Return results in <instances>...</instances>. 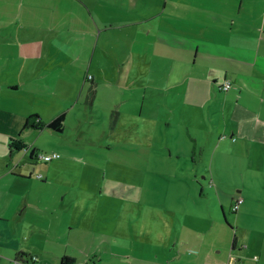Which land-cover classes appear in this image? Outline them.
<instances>
[{"label":"crops","instance_id":"1","mask_svg":"<svg viewBox=\"0 0 264 264\" xmlns=\"http://www.w3.org/2000/svg\"><path fill=\"white\" fill-rule=\"evenodd\" d=\"M120 1L128 4L125 13L118 10ZM120 1L91 0L88 5L84 0H76L80 9L70 20L61 19L65 15L56 12L55 5L50 7L52 14L45 28L52 33L59 32L54 37H59L61 32L92 36V42L85 48L90 49V53L80 62L61 57L53 44L34 39L33 29L38 26L36 13L27 14L28 22L24 25L15 21L13 25L0 27V264H52L47 256L36 253V250L40 252L39 244L53 239L65 247L68 242L79 240L81 231L91 236L85 259L73 258L64 248L63 252H58L59 262L54 264H59L64 256L74 259L75 264H101L102 257L98 253L91 255L92 247L113 241L107 230L108 221L101 228L93 220L84 219L85 212L78 196L87 192L92 195L95 191L61 182L58 177L61 160L37 159L36 154L41 153V149L32 146L30 153L23 152L28 148L25 132L42 133L43 129H25L27 118L39 113L31 111L28 101L20 94L41 97V104L47 107L54 98L58 99L53 102L57 107L55 115L46 123L61 114H65L66 119L67 113L60 109L59 102L67 99L73 102L77 92V103L85 95V101L94 108L99 98V82L93 76L89 80L87 72L100 49L112 55L114 64L125 60L124 64L131 68L137 61L142 69L141 73L146 76L138 88L142 93L128 94L131 98L141 93L139 113L145 108L143 100L150 88L151 97L169 99L172 94L174 115L179 112L181 122H184L182 116L185 118L190 140L195 142L204 130L190 127L194 122L188 121L189 116L194 120L216 99L215 112L225 119L226 116L234 119L231 130L226 132H231L230 138L237 139L227 142L236 143L233 147H244L237 144L239 140L246 142L248 153L241 155L245 158L255 155L254 148L264 150V0ZM115 31L124 34L122 60L114 57ZM102 35L106 42L99 49ZM225 81L232 83L227 91L220 89ZM160 82L164 85L160 86ZM128 89L130 91L132 85ZM179 105L182 108L177 111ZM169 108L173 109H166ZM117 124L118 119H115L113 127ZM46 129L53 134L62 133ZM221 139L224 138L218 140L219 147ZM190 140L186 146L196 148ZM52 148H47L43 154L58 153L56 147ZM192 154L194 161L195 152ZM110 157L114 159L111 153ZM69 159L79 162L75 156ZM41 164L46 166H38ZM209 172L207 175L213 179V173ZM216 190L221 192L219 187ZM177 214L178 209H174V248L178 242L175 235L179 225ZM198 217L191 216L193 222L187 220V228L195 230L193 225ZM119 238L116 236V240ZM233 242L231 249L234 250L237 241L235 247ZM115 255L112 259H121L127 264L133 260L129 255ZM159 256L161 253H153L148 258L156 261ZM221 264H225V255Z\"/></svg>","mask_w":264,"mask_h":264},{"label":"rangeland","instance_id":"2","mask_svg":"<svg viewBox=\"0 0 264 264\" xmlns=\"http://www.w3.org/2000/svg\"><path fill=\"white\" fill-rule=\"evenodd\" d=\"M84 1L88 5L91 2ZM120 3L118 10L125 13L128 4ZM53 5L56 12L65 15L61 18L64 20H70L80 9L76 0H0V27L13 25L15 21L24 25L28 22L26 15L36 13L38 26L33 29L34 39L53 44L57 54L68 60H85V55L90 53V49L85 48L92 42V36L61 32L59 38L54 37L59 32L52 33L45 28ZM105 38L104 35L100 37L99 49L106 42ZM114 40V57L122 60L123 31H115ZM10 54L14 55V52L10 51ZM110 55L100 49L90 72H87L89 80L93 76L99 82L95 107L85 101V95L77 103L79 92L73 95V102L67 98L66 102H59L60 109L67 113L62 133H50L45 127L42 133L26 131L28 148L23 150L30 153L34 146L46 153L47 148L56 147L60 157L55 160H61L58 170L61 182L97 193L78 196L85 212L84 219L93 220L99 225L97 227L108 221L107 230L113 241L92 247L91 255L98 253L102 257L101 264H127L121 259H112L115 254L132 257L129 264H221L225 255L227 264L236 237V248L232 251L236 259L234 264H264L263 148H254L256 157L245 158L241 155L248 153L246 142L240 143L239 140L237 143L244 147H233L236 143L227 142L237 139L230 138L231 132H226L231 130L234 119L227 116L225 119L215 112L216 99L194 120L189 116L188 121L194 122L190 127L204 130L196 143L190 140L185 118L182 116L184 122H181V114L174 115L175 98L172 94L169 99L151 97L150 88L143 100L145 108L139 113L142 91L138 88L146 76L141 73L137 61L132 70L124 64L125 60L114 64ZM158 84L164 85L162 82ZM130 85L132 89L129 91ZM140 91L137 97L128 95ZM20 95L28 101L31 111H38L43 124L55 115L57 107L53 102L58 99L54 98L47 107L41 104V97ZM18 105L20 108L21 104ZM181 108L179 105L177 111ZM115 119L118 124L113 127ZM220 138L224 139L219 147ZM189 140L196 148L186 146ZM192 151L195 152L194 161ZM71 156L78 157L79 162L69 159ZM209 171L213 173V179L207 175ZM204 175L207 178L204 179ZM218 187L221 192L216 190ZM240 198L243 202L238 211H234V204ZM174 209H178L179 220L175 248ZM191 216H200L193 225L196 231L187 228V220L193 222ZM85 233L81 231L79 240L68 242L65 247L53 239L43 241L39 244L40 252L36 250V253L47 256L54 264L59 262L58 252L66 248L73 258L83 260L91 241V236ZM116 236L120 238L116 240ZM153 253H161V257L151 261L148 257ZM174 257L178 258L174 260Z\"/></svg>","mask_w":264,"mask_h":264},{"label":"trees","instance_id":"3","mask_svg":"<svg viewBox=\"0 0 264 264\" xmlns=\"http://www.w3.org/2000/svg\"><path fill=\"white\" fill-rule=\"evenodd\" d=\"M64 122H65V114L59 115L58 117H56L55 119H53L47 124H43L40 121L39 115L34 114V115H30L27 118L24 127L25 129H32V130H40V129H43V127H45V128L51 129L56 132H62L64 129ZM235 244H236V238H234V242H233L234 247H235ZM59 264H75V260L68 256H64L61 258Z\"/></svg>","mask_w":264,"mask_h":264},{"label":"built area","instance_id":"4","mask_svg":"<svg viewBox=\"0 0 264 264\" xmlns=\"http://www.w3.org/2000/svg\"><path fill=\"white\" fill-rule=\"evenodd\" d=\"M232 86V83L230 81H225L224 84L222 85L221 89L223 91H227L228 89H230ZM60 154L58 153H53V154H43V153H38L36 154V158L45 162L51 161L53 159L59 158ZM242 199H238L236 201V203L234 204L233 210L237 211L239 208V205L242 203ZM33 260H36V258H33ZM236 261L235 257L231 254L228 264H234V262ZM83 264V263H80Z\"/></svg>","mask_w":264,"mask_h":264}]
</instances>
